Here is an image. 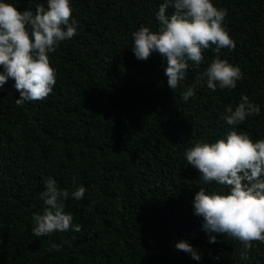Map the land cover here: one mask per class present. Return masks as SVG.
<instances>
[{
    "label": "trees",
    "instance_id": "16d2710c",
    "mask_svg": "<svg viewBox=\"0 0 264 264\" xmlns=\"http://www.w3.org/2000/svg\"><path fill=\"white\" fill-rule=\"evenodd\" d=\"M0 2L21 13L47 8V0ZM212 2L227 9L224 24L236 43L220 58L243 79L232 90L204 83L185 102L181 93L215 59V46L203 52L198 71L189 62L185 81L172 90L164 57L141 61L133 53V32L158 31L163 0H71L77 35L49 54L53 92L17 106L15 81L0 89V264H264V243L254 242L243 260L238 240L221 235L210 243L194 214L200 188L229 191L204 184L184 155L233 130L221 119L226 106L235 109L242 95L259 105L260 114L235 130L264 139V0ZM48 177L60 190L85 187L83 199L64 203L80 232L33 235ZM181 240L198 250L199 261L175 249Z\"/></svg>",
    "mask_w": 264,
    "mask_h": 264
},
{
    "label": "clouds",
    "instance_id": "9594fccd",
    "mask_svg": "<svg viewBox=\"0 0 264 264\" xmlns=\"http://www.w3.org/2000/svg\"><path fill=\"white\" fill-rule=\"evenodd\" d=\"M169 8L173 9L171 14ZM72 13L71 0H47V8L37 5L35 12L28 9L22 13L12 4L0 2V89L9 78L13 79L20 93V98L14 100L17 106L43 101L53 92L57 73L49 54L77 35ZM227 15V9L216 7L212 0H163L156 14L158 31L141 27L133 32V53L141 61H147L153 53L164 57L168 86L176 90L186 79L189 62L198 71L204 61L203 52L215 46V59L181 93V98L187 102L204 83L212 91L217 86L235 89L243 73L219 55L221 49L236 48L224 24ZM260 112L259 105L242 95L238 106H226L221 116L233 130L213 143L196 142L184 153L204 184L215 182L228 188L227 194L200 188L194 198V214L203 218L202 230L209 235L210 243H217L221 235L238 240L243 260L249 259L254 242L264 243V139L254 142L235 128ZM44 186L46 190L40 196L46 207L43 214L33 215V235L39 238L70 229L80 232L82 225L73 226V216L65 212L64 203L69 198L83 199L85 187L71 192L60 190L52 177L44 180ZM175 249L197 261L201 259L187 241L176 242Z\"/></svg>",
    "mask_w": 264,
    "mask_h": 264
}]
</instances>
